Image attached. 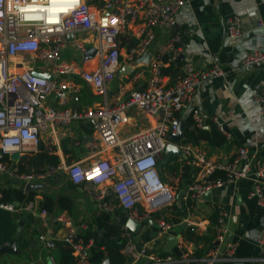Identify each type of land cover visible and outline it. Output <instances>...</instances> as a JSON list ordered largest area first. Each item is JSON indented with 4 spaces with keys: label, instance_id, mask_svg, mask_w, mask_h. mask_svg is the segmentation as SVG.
Listing matches in <instances>:
<instances>
[{
    "label": "built area",
    "instance_id": "obj_1",
    "mask_svg": "<svg viewBox=\"0 0 264 264\" xmlns=\"http://www.w3.org/2000/svg\"><path fill=\"white\" fill-rule=\"evenodd\" d=\"M190 1L100 0V4H93L91 0H79L78 3L53 5L50 0H0V12L3 13L0 15V174L18 179L23 189L27 184L44 183L60 174L74 185L109 184V190L98 196L102 206L110 208L105 201L110 196L127 212L128 219L140 223L176 205L177 193L163 182L159 162L171 143V136L178 131L177 114L192 105L197 90L205 82L224 75L218 64L207 70H198L192 61H187L183 65L182 77L168 85L163 69L178 63L186 33L177 32L168 40L155 43V52L149 51L157 38L156 30L170 31ZM48 8L56 10H42ZM61 8L67 11H58ZM225 27L229 38L243 36L241 16L227 17ZM128 31L140 42L123 54L120 38ZM71 34L73 40L69 39ZM83 34L88 35L83 38ZM70 46H73V52L81 53L80 61L63 59ZM89 48H94L96 54L85 59L84 53ZM146 52L152 58L143 66L146 70L135 75L141 78L149 73L145 88L132 90L127 83H121L116 95L113 94V104H109L107 98L111 86L124 67L122 60L130 64ZM20 55L45 63L46 69L36 71L25 60H19ZM262 67L264 50L248 54L241 63L243 69ZM36 73L51 74L53 79L39 77ZM73 76H79L93 93L104 97L105 103L84 110L73 109L70 104L81 92L80 85L71 79ZM51 97L54 105L49 104ZM255 99L264 114V95ZM132 111L141 112L154 122L128 138H122L120 128ZM191 118L199 129L209 121L197 110L192 112ZM77 121L87 123L95 137L97 158L92 163H61L29 173L20 172L22 158L39 151L44 135H53L58 128ZM211 121L220 133L226 135L218 118ZM56 146L51 142V150ZM180 147L184 161L196 170L195 180L184 189L181 203L197 202L207 192L250 179L253 187L248 198L256 199L264 209V158L251 155L243 147L229 162L214 161L200 153L193 144L182 142ZM16 153L21 155L19 161L11 158ZM105 153H111V157H105ZM216 172H224L225 177L212 178ZM0 208L11 213L25 210L48 216L46 210L37 209L35 201L28 202L23 208L15 204H0ZM227 218L228 214L221 212L214 225L215 240L219 245L213 246L204 259L182 253L181 261L185 264H219L232 259L236 246L227 240ZM58 222L66 230L61 242L70 248L73 264H90L95 241L82 236L69 216H59ZM155 222L160 233L165 235L174 227L163 217ZM189 225L196 226L194 222ZM40 239L48 248L55 247L54 242L45 236ZM258 244L264 252V232ZM121 252L131 264H138L147 257V250L132 240L125 242ZM148 259L153 264L174 261L171 255L149 256Z\"/></svg>",
    "mask_w": 264,
    "mask_h": 264
},
{
    "label": "crops",
    "instance_id": "obj_2",
    "mask_svg": "<svg viewBox=\"0 0 264 264\" xmlns=\"http://www.w3.org/2000/svg\"><path fill=\"white\" fill-rule=\"evenodd\" d=\"M91 2L100 4V0H91ZM233 15L242 17L243 36L240 39L229 38L227 35L225 20ZM176 22L179 24L177 32L186 33V36L181 62L164 68L171 69L170 74L164 75L168 85H173L182 77L183 65L187 61H192L198 70H207L218 64L224 71L223 76L205 82L197 90L192 105L177 114V118L187 124L192 112L197 110L209 120L203 128L206 130L216 128L211 121L214 117L223 124L226 135L219 132L225 139L222 145L211 146L202 141L194 147L214 161L229 162L243 147L247 148L251 155L264 158V114L255 99L258 95H264V67L241 68L242 60L248 54L264 50V0H191L181 10ZM156 34L154 44L149 47L150 52H155V43L164 42L172 36L171 30L157 29ZM120 42L125 54L138 45L140 40L128 31L121 36ZM72 47L70 46L68 51L72 50V53H76L73 52ZM18 59L25 60L38 72L46 69L47 66H38L40 62L32 61L27 55H20ZM122 63V66L128 65L125 59ZM143 66L145 65L136 67L135 72L128 76L123 77L118 74L107 98L109 104H113L115 100L113 94L116 95L118 85L121 83H127L132 90L145 88L149 73L143 74L141 78L135 76L138 72L146 70ZM71 79L81 87V92L70 104L73 109L84 110L105 103V98L93 93L79 76H73ZM49 104L54 105L53 97L50 98ZM153 122L154 120L141 112L132 111L120 128V136L128 138L133 133L149 127ZM95 141L90 126L85 122L77 121L68 127L58 128L53 135H44L40 146L43 145L49 154L58 156L59 164L82 162L84 165H89L97 158ZM51 142L56 143L58 147H52L51 150ZM39 151L27 155L28 158ZM105 157H111V153H105ZM184 159L183 156H172L170 160L172 166H175V162H180V166L163 181L170 184L175 180L170 187L177 194L195 180L196 170L191 168L187 172L185 167L189 165ZM64 176L60 174L40 183L44 185V189L34 190L39 194L35 202L40 211L39 202L43 193L55 199L67 196L73 201L72 211L57 210L48 213L46 217L25 210L14 213L25 216L26 221L21 241L18 242L22 254L0 255V264H63L61 239L66 230L58 222V217L62 215L72 218L82 236L95 241L93 252H90V264L104 263L107 259L105 250L107 242L117 240L124 246L127 239L135 240V234L126 228L127 212L117 202L112 201L110 196L105 199L110 204V208H104L98 198L102 191L109 190V184L74 185L69 180L64 182ZM1 184L5 187L23 188L11 178H4ZM252 187L253 183L250 179L242 180L214 191L213 200L210 202L203 199L188 204L177 201V209L174 211L172 209L167 212L162 211L144 221V226L137 235L138 240L134 242L147 250V257L142 258L138 264H153L148 259L149 256L166 255L174 258V261L168 264H185L181 261L182 253L204 259L213 246L219 245L215 240L214 225L223 211L228 214L227 240L235 244L236 250L232 259L224 260L219 264H264V252L258 244L264 232V209L258 205L256 199L248 198ZM180 211L183 212L182 215H179ZM160 217L174 224L172 231L166 235L160 233L155 222V219ZM189 222H194L196 226L189 225ZM41 236L53 241L55 247L48 248L47 244L41 241ZM63 247L68 249L67 246L63 245ZM223 247L224 245L221 247L222 250ZM127 264L131 262L127 260Z\"/></svg>",
    "mask_w": 264,
    "mask_h": 264
},
{
    "label": "trees",
    "instance_id": "obj_3",
    "mask_svg": "<svg viewBox=\"0 0 264 264\" xmlns=\"http://www.w3.org/2000/svg\"><path fill=\"white\" fill-rule=\"evenodd\" d=\"M170 72V68L163 69L164 75H168ZM184 133L185 137L183 144L190 143L197 145L200 142L205 141L211 146H220L225 142V139L216 128H212L211 130L196 128L191 118L187 121ZM39 149V153L21 160L19 164L21 173L38 171L41 168L59 164L60 159L58 156L49 154L43 145H41ZM66 151L68 150L66 149ZM190 169V166L185 167L187 172H189ZM218 177L224 178L225 173L216 172L212 176V178ZM37 195H39L37 191L25 192L23 188H15L11 186L5 187L0 183V204H15L16 202H19L20 206L18 208H23L27 202L35 201ZM39 208L41 210H46L48 213H54L57 210H67L68 212H71L73 208V201L67 196H60L55 199L52 196L43 193L42 200L39 202ZM182 213L183 212L180 211L179 215H182ZM24 218L25 216L14 214L0 208V250L13 243V236L17 230L18 224ZM19 241H21V238ZM63 245L67 246L64 243L61 244L63 254L62 263L72 264L73 258L71 250L68 246V249L64 248ZM122 247L123 243H119L117 240L110 241L105 244L107 258L111 261V264H127L128 259L121 253Z\"/></svg>",
    "mask_w": 264,
    "mask_h": 264
},
{
    "label": "water",
    "instance_id": "obj_4",
    "mask_svg": "<svg viewBox=\"0 0 264 264\" xmlns=\"http://www.w3.org/2000/svg\"><path fill=\"white\" fill-rule=\"evenodd\" d=\"M179 29V24L177 22H175V24L173 25L172 29H171V35H175V33L177 32V30ZM73 34H71L69 36L70 40H73ZM96 54V50L94 48H89L85 53H84V58L85 59H90L92 58L94 55ZM152 56L149 52H146L143 54V56H141L139 59L135 60L134 62L124 66L123 68H121L119 75L120 76H128L134 73L135 68L141 65H148V63L150 62ZM183 59V56H181L178 60V62H181V60ZM36 75H38L39 77H44L47 79L52 80L53 76L51 74L45 73H36ZM177 124H178V131L173 134L171 136V143L167 146L165 152H164V156H163V160L162 163L166 164L168 163L172 156H184V153L180 147L181 143L184 140L185 137V133H184V129L186 126V123L183 122L182 120H177ZM85 139H88L87 137H85ZM11 158L15 161H19L21 159V155L19 153H16L14 155L11 156ZM44 189V185L40 184V183H32V184H27L24 188L25 192H31L34 190L37 191H41ZM184 190H181L178 194H177V201L179 203H181L182 197L184 195ZM213 191L207 192L206 194H204L202 196V199L205 201H212L213 200ZM16 206H20L19 202L15 203ZM25 220H21L18 224L17 230L13 236V243L11 245H7L5 247H3L0 250V255L3 254H12V255H21L22 252L19 250L18 248V241L21 238L22 232H23V228L25 226ZM144 224L140 223V222H136L133 219H128L126 222V228L131 231L132 233H134L135 235H138L142 228H143ZM103 264H111V261L107 258Z\"/></svg>",
    "mask_w": 264,
    "mask_h": 264
},
{
    "label": "rangeland",
    "instance_id": "obj_5",
    "mask_svg": "<svg viewBox=\"0 0 264 264\" xmlns=\"http://www.w3.org/2000/svg\"><path fill=\"white\" fill-rule=\"evenodd\" d=\"M89 47H91V46H89ZM71 51L66 52V55L63 56V59L66 60V61H68L70 59H74V60L80 61L81 60V53L80 52L72 53ZM45 65H46L45 63H43V64L42 63H39L38 64V66H40V67L41 66H45ZM27 158H28V156H27ZM171 163H172L171 161L168 162V163H166V164H163L162 161L159 162V167H160L159 168V172H160V176H161V178H162L163 181H164V179L166 177L170 176L175 169H178L179 166H180L179 165L180 162L179 163L178 162H175L176 164H175L174 167L172 166ZM4 178L10 179V177L8 175H1L0 174V183H2V181H3ZM11 180H13L14 182H17L19 184L21 183L18 179H15V178H11ZM64 180H65L64 182H66V181H68V178L66 176H64ZM174 183H175V180L171 181L170 184L169 183H166V184H168L169 186H173L172 184H174ZM169 209H172L174 211L175 209H177V204L174 205L173 207L166 208L163 211L167 212V211H169ZM134 236H136L134 238L135 239L134 241H137L138 240L137 235H134ZM127 240H130V239H127ZM91 252H93V250Z\"/></svg>",
    "mask_w": 264,
    "mask_h": 264
},
{
    "label": "snow or ice",
    "instance_id": "obj_6",
    "mask_svg": "<svg viewBox=\"0 0 264 264\" xmlns=\"http://www.w3.org/2000/svg\"><path fill=\"white\" fill-rule=\"evenodd\" d=\"M60 2H63V3H78L79 0H50V3L55 5L57 3H60ZM11 7V5L9 4V8ZM28 9H21V11H27ZM34 10V9H33ZM44 11H53V10H56V9H52V8H48V9H42ZM58 11H61V12H64V11H67V9H64V8H61V9H58ZM0 15H3L2 12H0ZM28 18V17H26ZM113 23H115V21H113ZM91 179V177H89Z\"/></svg>",
    "mask_w": 264,
    "mask_h": 264
},
{
    "label": "bare ground",
    "instance_id": "obj_7",
    "mask_svg": "<svg viewBox=\"0 0 264 264\" xmlns=\"http://www.w3.org/2000/svg\"><path fill=\"white\" fill-rule=\"evenodd\" d=\"M87 35H88V34H83L82 37L84 38V37H86Z\"/></svg>",
    "mask_w": 264,
    "mask_h": 264
}]
</instances>
